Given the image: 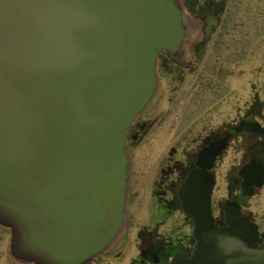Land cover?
<instances>
[{
	"label": "water",
	"instance_id": "water-1",
	"mask_svg": "<svg viewBox=\"0 0 264 264\" xmlns=\"http://www.w3.org/2000/svg\"><path fill=\"white\" fill-rule=\"evenodd\" d=\"M177 0H0V225L36 264H87L118 234L125 132L155 87V62L182 40ZM243 196L264 182L244 169ZM212 181L180 188L191 256L170 264H264L238 206L213 225Z\"/></svg>",
	"mask_w": 264,
	"mask_h": 264
},
{
	"label": "flooded vegetation",
	"instance_id": "flooded-vegetation-1",
	"mask_svg": "<svg viewBox=\"0 0 264 264\" xmlns=\"http://www.w3.org/2000/svg\"><path fill=\"white\" fill-rule=\"evenodd\" d=\"M250 18H255V12L248 2L184 0L181 50L159 55L152 98L125 134L129 162L121 230L87 264H170L178 255L189 258L195 246L193 226L182 211L178 193L191 176L212 181L210 210L215 228L225 225L223 207L236 204L239 215L257 227L256 247H264V229L250 214L243 213L239 202L240 197L245 199L241 172L251 165L264 169V92H258L254 82L246 96L239 81L242 98L235 94L222 98L230 90L227 80L239 76L235 73L242 64L239 59L253 52L255 35L252 28H245L254 25L246 24ZM223 55L230 56V61H219ZM245 74L255 79L254 67L248 66ZM163 81L169 91L167 110L158 104ZM263 86L260 84L259 90ZM153 98L158 103L150 106ZM179 108L183 109L173 119ZM165 123L171 136L166 149L148 162L149 167L133 172L130 150L146 144L152 136L163 135ZM183 124L185 131L175 133ZM218 180L225 182L226 198L214 202ZM135 185L138 189H133ZM261 189H253V195ZM134 205L138 230L135 238H128L124 234L135 224L130 211ZM0 264H36L13 253L10 232L2 226Z\"/></svg>",
	"mask_w": 264,
	"mask_h": 264
},
{
	"label": "rangeland",
	"instance_id": "rangeland-1",
	"mask_svg": "<svg viewBox=\"0 0 264 264\" xmlns=\"http://www.w3.org/2000/svg\"><path fill=\"white\" fill-rule=\"evenodd\" d=\"M178 2L184 14V0H179ZM247 2L250 4H253L254 12H255V18L247 19V23H246V24L254 23V25L245 27V28H252L253 34L255 35V42L251 45L253 46L251 49V52L252 50L253 52L251 53L250 57H244V58L241 57L239 59V62L242 64L240 65L238 69H236L237 71L233 70V71H236L235 72L236 74L239 73V76H236V77H233L227 80V82L230 83V87H229L230 90L225 91L222 98H229L230 96H232V94H235L238 97L241 96L242 98V93L240 91L241 85H242V88L245 90L244 91L245 95L247 96L250 93V91L247 92V90L249 89L251 85H253L254 82L257 85V88L255 89L260 93L264 92L263 91L264 88L263 90H259V87H258L260 86V84L264 85V0H233V3L245 4ZM245 15H246V9H245ZM244 21H246V19ZM249 52L250 50L247 51L246 54H248ZM227 57H228L227 55H223V58L219 57L218 60L224 61V62L230 61V56L228 59ZM210 60L213 61L214 59L210 58ZM248 66H250L251 68L252 66L254 67L255 79L254 78L251 79L250 76L245 74V72L248 71ZM241 73H243V75H240ZM237 77H241V78L239 79ZM239 81H242L241 85ZM159 92L162 93L163 95L162 101L158 103L153 98L150 106H152L155 101L159 105L163 106L165 110H167L169 108L167 105L169 91L165 87L164 81L159 88ZM158 94L159 93H157L155 97ZM181 109L183 108H179V110H177V112L175 113L176 116L172 117L173 119H176L178 117V114ZM164 131L165 132L163 133V135L152 136L150 140L146 142V144L142 145L141 147H135V149L130 150L129 157L131 158V161L134 163V166L132 168L133 172L137 171V173H140L141 169L143 170V168L145 169L147 166L149 167L148 162L149 161L151 162L152 159L160 156L161 152L166 149L167 143L169 142V139H170L169 137H171L169 136L168 126L166 123L164 126ZM184 131L185 129H184V124H183V125H180L177 130H175V133L184 132ZM171 135H173V132L171 133ZM163 140L165 143L163 142ZM217 182L218 183H217L216 188L218 189V192H215L214 194V197H213L214 202H219L221 200H225L226 198L225 197L226 195L224 193L225 182L221 180H218ZM135 188L138 189V185H135L133 189ZM239 202L242 207L241 210L243 211V213L248 214V215L250 214L253 217L254 221L260 226V228L264 229V187L260 190V192H258L257 194L251 197H248L245 199L240 197ZM130 211L134 215L135 224H132L130 228L127 230L126 234L124 235L127 236L128 238H135L137 235V230H138L137 225H136L137 218H138L137 207L135 206L133 208H130ZM131 242H132L131 240H127V243H131ZM125 252L130 253L129 250H126Z\"/></svg>",
	"mask_w": 264,
	"mask_h": 264
}]
</instances>
